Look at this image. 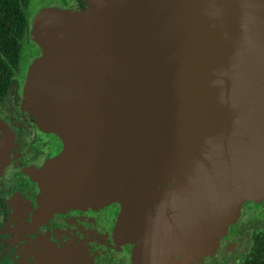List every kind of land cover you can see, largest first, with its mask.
<instances>
[{
  "label": "water",
  "instance_id": "obj_1",
  "mask_svg": "<svg viewBox=\"0 0 264 264\" xmlns=\"http://www.w3.org/2000/svg\"><path fill=\"white\" fill-rule=\"evenodd\" d=\"M84 2L28 30L18 108L63 143L44 176L67 161L132 235L212 247L264 201V0Z\"/></svg>",
  "mask_w": 264,
  "mask_h": 264
},
{
  "label": "flooded vegetation",
  "instance_id": "obj_2",
  "mask_svg": "<svg viewBox=\"0 0 264 264\" xmlns=\"http://www.w3.org/2000/svg\"><path fill=\"white\" fill-rule=\"evenodd\" d=\"M84 5L70 0L65 7ZM25 70L0 101V264H264V201L200 251L195 240L132 235L131 222H117V202L98 203L70 182L67 161L60 188L48 182L45 171L63 143L18 108Z\"/></svg>",
  "mask_w": 264,
  "mask_h": 264
},
{
  "label": "trees",
  "instance_id": "obj_3",
  "mask_svg": "<svg viewBox=\"0 0 264 264\" xmlns=\"http://www.w3.org/2000/svg\"><path fill=\"white\" fill-rule=\"evenodd\" d=\"M28 2L0 0V101L8 96L20 71V40L28 37L29 30L25 13Z\"/></svg>",
  "mask_w": 264,
  "mask_h": 264
},
{
  "label": "rangeland",
  "instance_id": "obj_4",
  "mask_svg": "<svg viewBox=\"0 0 264 264\" xmlns=\"http://www.w3.org/2000/svg\"><path fill=\"white\" fill-rule=\"evenodd\" d=\"M68 3H70V0H29L27 6L25 7V13L29 21V27H30L34 14L40 8L47 7V6L65 7ZM38 52H39L38 46L35 43H33L28 37H23L20 40V60H19L20 71L19 73L24 72L25 67H27L28 64L31 62V60L36 55H38Z\"/></svg>",
  "mask_w": 264,
  "mask_h": 264
}]
</instances>
